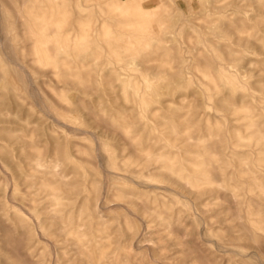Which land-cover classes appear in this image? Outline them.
<instances>
[{
    "label": "rangeland",
    "instance_id": "1",
    "mask_svg": "<svg viewBox=\"0 0 264 264\" xmlns=\"http://www.w3.org/2000/svg\"><path fill=\"white\" fill-rule=\"evenodd\" d=\"M0 264H264V0H0Z\"/></svg>",
    "mask_w": 264,
    "mask_h": 264
},
{
    "label": "bare ground",
    "instance_id": "2",
    "mask_svg": "<svg viewBox=\"0 0 264 264\" xmlns=\"http://www.w3.org/2000/svg\"><path fill=\"white\" fill-rule=\"evenodd\" d=\"M94 4V3H93ZM75 21V20H74ZM35 24V23H34ZM45 26V25H44ZM76 25H74V26H72V28H71V31L70 32H73L74 30H75V27ZM79 27V26H78ZM49 32V31H48ZM51 34V33H50ZM68 35H70V34H68ZM68 40H69V38H68ZM71 41V40H70ZM47 44H50V43H47ZM68 44V43H67ZM88 45V44H87ZM90 45L91 44H89V47H90ZM51 46V45H50ZM40 47V46H39ZM43 47V46H42ZM52 47V46H51ZM91 47H93V45L91 46ZM56 48V47H55ZM62 48V47H61ZM66 48H68V47H66ZM87 48V47H86ZM60 49V48H59ZM63 49V48H62ZM91 49V48H90ZM57 50V49H56ZM86 50H88V48L86 49ZM89 52V51H88ZM81 53V52H80ZM77 57V56H76ZM78 58V57H77ZM81 58V57H80ZM83 58H84V56H83Z\"/></svg>",
    "mask_w": 264,
    "mask_h": 264
}]
</instances>
